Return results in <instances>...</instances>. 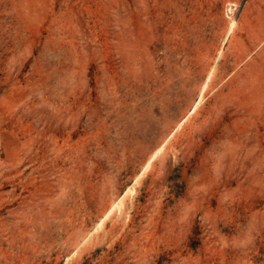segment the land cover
Returning a JSON list of instances; mask_svg holds the SVG:
<instances>
[{"label": "rangeland", "instance_id": "374dc122", "mask_svg": "<svg viewBox=\"0 0 264 264\" xmlns=\"http://www.w3.org/2000/svg\"><path fill=\"white\" fill-rule=\"evenodd\" d=\"M0 264H264V0H0Z\"/></svg>", "mask_w": 264, "mask_h": 264}, {"label": "bare ground", "instance_id": "6f19581e", "mask_svg": "<svg viewBox=\"0 0 264 264\" xmlns=\"http://www.w3.org/2000/svg\"><path fill=\"white\" fill-rule=\"evenodd\" d=\"M233 20H234V19H233ZM234 21H235V20H234ZM234 21H233V22H234ZM232 26H233V25H232ZM231 28H232V27H231Z\"/></svg>", "mask_w": 264, "mask_h": 264}]
</instances>
